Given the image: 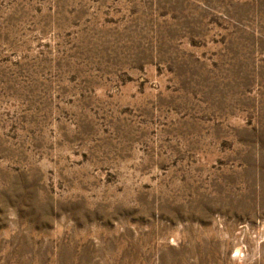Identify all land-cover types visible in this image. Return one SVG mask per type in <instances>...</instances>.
<instances>
[{"label":"rangeland","instance_id":"obj_1","mask_svg":"<svg viewBox=\"0 0 264 264\" xmlns=\"http://www.w3.org/2000/svg\"><path fill=\"white\" fill-rule=\"evenodd\" d=\"M0 264H264V0H0Z\"/></svg>","mask_w":264,"mask_h":264}]
</instances>
